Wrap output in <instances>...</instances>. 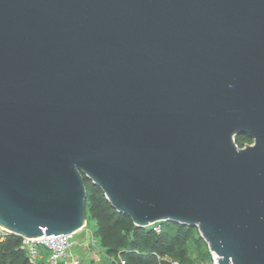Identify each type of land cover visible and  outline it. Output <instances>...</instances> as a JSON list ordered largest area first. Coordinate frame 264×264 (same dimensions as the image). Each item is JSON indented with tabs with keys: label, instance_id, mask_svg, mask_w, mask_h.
Here are the masks:
<instances>
[{
	"label": "water",
	"instance_id": "obj_1",
	"mask_svg": "<svg viewBox=\"0 0 264 264\" xmlns=\"http://www.w3.org/2000/svg\"><path fill=\"white\" fill-rule=\"evenodd\" d=\"M84 179L264 264V0H0V228L80 230Z\"/></svg>",
	"mask_w": 264,
	"mask_h": 264
},
{
	"label": "trees",
	"instance_id": "obj_2",
	"mask_svg": "<svg viewBox=\"0 0 264 264\" xmlns=\"http://www.w3.org/2000/svg\"><path fill=\"white\" fill-rule=\"evenodd\" d=\"M249 139V137L237 136L235 143L241 147ZM84 185L85 204L90 217L94 220L93 234L97 235L102 245L111 252L121 251L128 263H149L154 256L161 255L163 249L170 247L176 240H180V246H183L187 240H196L197 263L208 257L206 244L195 227L190 228L168 221L158 223L160 227L158 233H155L151 226L136 227L127 216L110 208L98 187L87 179H84ZM19 244V236L0 232V264H29ZM181 250L182 254L172 255L176 264H191V260L186 257L185 248L182 247ZM38 264L44 263L40 261Z\"/></svg>",
	"mask_w": 264,
	"mask_h": 264
},
{
	"label": "built area",
	"instance_id": "obj_3",
	"mask_svg": "<svg viewBox=\"0 0 264 264\" xmlns=\"http://www.w3.org/2000/svg\"><path fill=\"white\" fill-rule=\"evenodd\" d=\"M150 226L155 233L160 231L157 222ZM1 230L0 228V232ZM95 242L93 232L87 229L85 224L80 230L71 234L42 235L37 238L20 237L19 247L30 263L42 261L44 264H80L83 253L85 255L93 253ZM207 252L208 257L197 264H217L216 257L219 256L208 248Z\"/></svg>",
	"mask_w": 264,
	"mask_h": 264
},
{
	"label": "rangeland",
	"instance_id": "obj_4",
	"mask_svg": "<svg viewBox=\"0 0 264 264\" xmlns=\"http://www.w3.org/2000/svg\"><path fill=\"white\" fill-rule=\"evenodd\" d=\"M249 144H252V141ZM84 215H85V224L87 229H90L91 231H95L94 220L90 217V214L87 211L86 204L84 208ZM1 231L6 233V231L4 230ZM94 239L96 242L94 243L92 248L93 253L89 255H85L83 253L80 257L81 258L80 264H143L141 262L128 263L126 259L123 257L121 251L118 250L116 252H111L105 246L102 245L97 235H94ZM165 243L166 242L164 240V245ZM180 243H181L180 240H176L170 247H165L161 255L154 256V258H152L149 261V263H145V264H174L175 259L173 258L172 255L182 254L183 253L181 250L182 247L185 248L186 257L191 260V264H196L197 263L196 240L195 239L187 240L183 246H180ZM39 262L36 263L29 262V264H38Z\"/></svg>",
	"mask_w": 264,
	"mask_h": 264
},
{
	"label": "flooded vegetation",
	"instance_id": "obj_5",
	"mask_svg": "<svg viewBox=\"0 0 264 264\" xmlns=\"http://www.w3.org/2000/svg\"><path fill=\"white\" fill-rule=\"evenodd\" d=\"M241 136H243V137H248V136H244V135H241ZM251 141H252V139L250 138L249 141L244 142L242 146L251 143Z\"/></svg>",
	"mask_w": 264,
	"mask_h": 264
}]
</instances>
